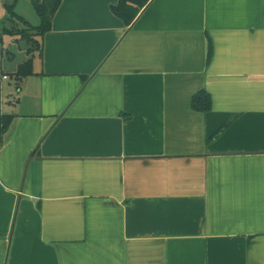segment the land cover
<instances>
[{"label":"crops","instance_id":"0c3cea01","mask_svg":"<svg viewBox=\"0 0 264 264\" xmlns=\"http://www.w3.org/2000/svg\"><path fill=\"white\" fill-rule=\"evenodd\" d=\"M118 3L62 0L22 35L0 264H264V0H150L130 25Z\"/></svg>","mask_w":264,"mask_h":264},{"label":"rangeland","instance_id":"374dc122","mask_svg":"<svg viewBox=\"0 0 264 264\" xmlns=\"http://www.w3.org/2000/svg\"><path fill=\"white\" fill-rule=\"evenodd\" d=\"M15 3V4H14ZM13 10L19 15H23L26 21L29 23L25 25L20 21L14 20L12 23L8 20L9 6L13 5ZM41 24V19L38 16L33 4L29 0H0V35L3 34V61H2V71L0 69V77H2V73H5L9 76L8 80H0V106L2 102L6 103V111L9 110L8 106L11 103L16 102L17 96L19 94V83L16 79V75L14 72L17 69V65L26 60V50L27 46L33 49V52H37L36 44L32 45V41H27L28 39H32L35 35L32 27H36ZM22 30V31H21ZM6 31L14 32L13 35L10 33L4 34ZM20 33V34H19ZM27 38L23 39V36ZM13 40H18L16 44H13ZM27 43V44H26ZM27 47V48H26ZM8 52L13 53L14 57L8 59L10 54ZM11 57V56H10ZM3 107V106H2Z\"/></svg>","mask_w":264,"mask_h":264},{"label":"trees","instance_id":"16d2710c","mask_svg":"<svg viewBox=\"0 0 264 264\" xmlns=\"http://www.w3.org/2000/svg\"><path fill=\"white\" fill-rule=\"evenodd\" d=\"M150 0H119L117 6L112 7L113 13L118 16L125 24L130 25L138 16L140 10L149 2ZM62 0H34L33 6L41 19V24L38 27L33 28L35 35L42 37L46 32L50 31L52 26V19L61 5ZM8 11L13 17H18L14 13L13 6L8 7ZM20 19V18H19ZM31 41V40H30ZM32 41H34L32 39ZM38 43V42H37ZM41 50V46H40ZM32 62L27 61L22 64L17 73L18 77H24L32 75ZM212 100L211 96L206 91H199L192 96L191 108L192 110L200 113H206L211 110ZM13 117L12 116H2L0 118V133L3 135ZM222 130L218 133L220 134ZM217 134V135H218ZM0 141V145H1Z\"/></svg>","mask_w":264,"mask_h":264},{"label":"built area","instance_id":"2783aa9c","mask_svg":"<svg viewBox=\"0 0 264 264\" xmlns=\"http://www.w3.org/2000/svg\"><path fill=\"white\" fill-rule=\"evenodd\" d=\"M30 1H33V0H30ZM0 55H1V48H0ZM2 79H3V80H7V79H9V77L6 76V75H3V76H2Z\"/></svg>","mask_w":264,"mask_h":264}]
</instances>
